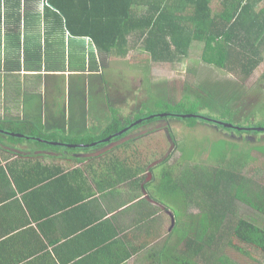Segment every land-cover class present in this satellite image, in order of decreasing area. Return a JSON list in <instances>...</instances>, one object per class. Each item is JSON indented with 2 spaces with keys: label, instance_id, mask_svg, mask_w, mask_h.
<instances>
[{
  "label": "trees",
  "instance_id": "1",
  "mask_svg": "<svg viewBox=\"0 0 264 264\" xmlns=\"http://www.w3.org/2000/svg\"><path fill=\"white\" fill-rule=\"evenodd\" d=\"M40 3H43L42 12L37 10ZM134 50L144 55L150 64L161 61L184 63L199 53L202 61L232 74L241 83L248 80L264 62V0H0V94L4 95V89L8 98L14 95L22 100L26 98L22 103L36 115L33 122L36 139H45L48 143L56 144V148L66 147L74 151L107 144L106 141H126L121 143L124 157L135 160L137 154L134 152L138 147L142 157H145V164L141 168H130L133 177L140 182L146 179L137 176L140 172H148V176L156 177L154 167H157L163 150L167 151L171 143L175 145L169 138L165 145H153L159 142L162 135V128L156 123L159 118L185 119L191 127H195L200 120L218 125L223 132L264 137V113H261L262 117L255 116L253 122L244 118L242 123H233V115L224 111L219 101H211L208 97L205 102L190 103L187 99L175 106L164 100L161 114H144L143 106L122 114V105L111 101L113 105L109 108L113 116L101 134L88 132L73 138L42 132L39 116L43 111L40 112L41 106L38 105L39 90L48 82L47 75L53 72L59 74L60 71L85 73L91 68L104 71L106 79L105 72L110 63L108 59H113V56L126 57ZM143 63H131L133 66L128 63L126 67L129 70L134 67L137 72L142 70L140 67ZM3 70L6 74H3ZM23 70L27 73L22 74ZM35 72H43V75ZM25 75H28L27 79H24ZM18 77H23L22 83ZM261 77L263 79L264 72ZM230 88L235 87L230 83ZM60 90L62 88L58 83L53 88L46 87V102ZM218 92L230 94L232 90L229 91L226 86ZM51 106L48 105L49 108ZM198 110L212 116L200 114ZM215 116L228 117V121L223 123ZM20 123L28 125L29 122ZM22 130L25 129H19V119H14L10 114L0 115V140L6 136L17 138L14 134L17 131L20 134L28 132ZM199 132L203 133L202 128ZM67 143L74 145L67 146ZM249 148L253 151L254 148L263 150L253 144ZM175 149L168 151L164 160L168 162ZM167 162L169 170H163L162 179L172 176L177 179L175 173L180 170L179 163L171 165ZM195 164L194 168H183V171L194 172L191 193L185 192L183 208L184 212L189 210L193 222L182 224L178 229L181 222H177V214L172 210L174 221L172 225L169 224L171 228L168 232H164L166 237L162 241L161 255L148 252L145 262L140 264H221L220 253L226 243L233 245L231 238L252 247L260 256L257 260L264 264V229L240 217L239 206L234 205L238 202L249 207L250 211L264 215V170H257L261 179L254 182L252 177L257 172L254 168L248 171L249 176L239 173L248 165L247 157H243L241 165L233 163L232 171L217 165L204 167ZM204 176L210 180L204 182ZM154 181L148 182L150 192L147 195L163 205V197L154 190ZM172 187L175 189V185ZM135 223L132 222L130 227ZM174 258H180L182 262Z\"/></svg>",
  "mask_w": 264,
  "mask_h": 264
},
{
  "label": "crops",
  "instance_id": "2",
  "mask_svg": "<svg viewBox=\"0 0 264 264\" xmlns=\"http://www.w3.org/2000/svg\"><path fill=\"white\" fill-rule=\"evenodd\" d=\"M103 72L88 68L79 79L83 84L62 90L60 101L56 93L46 102L41 87L42 132L73 138L101 134L113 116ZM97 90L100 95L92 101H81ZM2 97L0 115H13L19 129L28 132L0 140V264H140L148 252L161 255L164 232L174 219L172 211L147 195L154 176L140 172L137 176L146 179L137 182L130 171L145 164L139 147L134 153L141 162L129 169L134 159L121 154L123 140L79 151L56 148L36 139L29 123H20L36 118L22 103L26 98Z\"/></svg>",
  "mask_w": 264,
  "mask_h": 264
},
{
  "label": "rangeland",
  "instance_id": "3",
  "mask_svg": "<svg viewBox=\"0 0 264 264\" xmlns=\"http://www.w3.org/2000/svg\"><path fill=\"white\" fill-rule=\"evenodd\" d=\"M37 10L42 12V4L37 6ZM41 31H43L42 25ZM108 62H110L109 67L106 69L107 73L105 72L108 92L111 96V101L122 105L120 109L124 108V111H121L122 114H128L132 110L142 106L144 114L146 112L161 114L165 105L164 100L175 106L187 99H189L190 103L205 102L206 97H208L211 101H219L222 109L229 111L233 115L231 119L233 123H242L244 118L253 122L255 116H263L261 113H264V77L262 79L261 74L264 72V62L248 80L241 83L232 74L224 72L215 67V65H209L202 61L199 53L190 59H186L184 63L166 62L150 64L148 60L144 59V55H141L138 50H134L126 57L113 56V59H110ZM139 62L144 63L140 67L142 70H138L137 72L134 67L132 70L126 67L128 63L132 65L131 63L138 64ZM35 73L43 75V72ZM83 73L84 71H60L58 76L53 72L50 76L47 75L49 80L46 86L43 87L44 85H42L41 87L42 89H46V87L53 88L58 83L62 90L67 91L68 87L72 89L73 87H77V85L83 84V81L79 80L80 77H83ZM3 74H6L4 70ZM0 75L2 74L0 73ZM15 77L11 80L12 83ZM27 77L28 75H25L24 79H27ZM24 79L23 77H18L21 83ZM15 82L18 83L16 80ZM230 83L234 85V89L230 88ZM226 86H228L229 91L232 90V93L218 92L224 90ZM62 90L59 91V101L61 100ZM3 92L2 98H6L7 94L4 89ZM96 95H100L99 90L88 97L83 96L80 99L81 101L87 100L90 102ZM154 95L158 97L154 98ZM0 96L2 95L0 94ZM43 97L46 96L43 95ZM197 112L208 117L212 116L203 110H198ZM215 117L217 118L216 120H221L223 123L228 121V117ZM126 118L128 117L126 116ZM156 123L162 128V135L161 138L159 137V142L153 145L157 147L160 144L165 145L168 142L167 138H169L176 146L171 143V147H168L167 151L163 150L162 157H159V162L156 164L157 167H154L156 177L153 187L157 191V195L163 197L165 208L169 211L173 210L177 214V222L178 220L181 222L177 226L178 229L182 224H188L189 221L193 222V216L188 214L189 210L184 212L183 208L185 207V192L191 193V185L194 181L192 175H194V172L190 173V170L183 171V168H194L196 167L195 163H197L204 165V167L217 165V167L223 168L226 171H232L234 169L233 163L241 165L243 157H247L248 165L239 171L240 174L243 173L249 176L248 171L252 168L256 171L263 172L264 170V137L223 132L218 125L200 120L195 127H191L189 121L176 117L159 118ZM29 125L33 126L34 123L29 122ZM148 128H151V126ZM200 128H202L203 133L199 132ZM252 144L253 146L262 147L263 150H257L259 148H254V151L251 150L249 146ZM173 148H176L174 150L175 154H171L167 162L164 158L169 154L168 151H171ZM151 150H148L149 154ZM135 162H141V159L129 162L127 169L130 168V164ZM166 162L171 165H174L176 162L179 163L180 170L175 173L178 175L177 179L174 176L162 179L163 170L164 172L169 170ZM134 167L138 169L139 164L134 165ZM259 171L252 177L254 182L261 179ZM202 180L206 182L210 178L204 176ZM173 185H175V189H172ZM151 191H153L152 188ZM192 199H194L193 196ZM234 205L239 206L238 212L240 217L251 220L256 226L264 229V215L250 211L249 207L240 205L238 202H235ZM162 218L167 220V215L162 214ZM231 243L233 244L232 246L226 243L223 252L220 253L221 264H262L261 260H257L260 256L252 250V247L251 249L249 246L241 244L235 238H231ZM154 246H157V244ZM249 252L252 258L247 257L249 256ZM174 259L182 262L180 258ZM129 264L137 263L135 260H132Z\"/></svg>",
  "mask_w": 264,
  "mask_h": 264
},
{
  "label": "clouds",
  "instance_id": "4",
  "mask_svg": "<svg viewBox=\"0 0 264 264\" xmlns=\"http://www.w3.org/2000/svg\"><path fill=\"white\" fill-rule=\"evenodd\" d=\"M40 4H42V8H43V3H40ZM4 63H5V61H3ZM22 63L24 64L25 63V61H22ZM159 63H166L165 61H161V62H159ZM4 68H5V66H3ZM21 73H27L26 71H22ZM34 73V72H33Z\"/></svg>",
  "mask_w": 264,
  "mask_h": 264
},
{
  "label": "water",
  "instance_id": "5",
  "mask_svg": "<svg viewBox=\"0 0 264 264\" xmlns=\"http://www.w3.org/2000/svg\"><path fill=\"white\" fill-rule=\"evenodd\" d=\"M183 117H189V116H183ZM221 125L225 126L223 123H221ZM227 127H231V125H227ZM259 131H263V129H257ZM110 140V139H109Z\"/></svg>",
  "mask_w": 264,
  "mask_h": 264
},
{
  "label": "flooded vegetation",
  "instance_id": "6",
  "mask_svg": "<svg viewBox=\"0 0 264 264\" xmlns=\"http://www.w3.org/2000/svg\"><path fill=\"white\" fill-rule=\"evenodd\" d=\"M29 122V121H28Z\"/></svg>",
  "mask_w": 264,
  "mask_h": 264
}]
</instances>
